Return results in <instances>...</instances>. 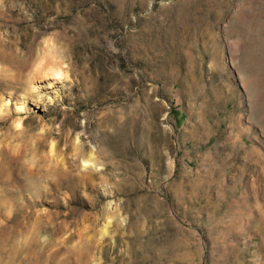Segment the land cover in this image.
<instances>
[{
    "label": "rangeland",
    "instance_id": "obj_1",
    "mask_svg": "<svg viewBox=\"0 0 264 264\" xmlns=\"http://www.w3.org/2000/svg\"><path fill=\"white\" fill-rule=\"evenodd\" d=\"M4 48L0 264H264V0H0Z\"/></svg>",
    "mask_w": 264,
    "mask_h": 264
},
{
    "label": "bare ground",
    "instance_id": "obj_2",
    "mask_svg": "<svg viewBox=\"0 0 264 264\" xmlns=\"http://www.w3.org/2000/svg\"><path fill=\"white\" fill-rule=\"evenodd\" d=\"M6 49L4 48V50L0 51V60L2 62H8L12 65H16L18 67H23L26 66L28 64V60L20 58L18 59L17 57H15V55L13 53H9L5 51ZM59 77V75H58ZM85 164H89L92 161V156H87L85 158Z\"/></svg>",
    "mask_w": 264,
    "mask_h": 264
}]
</instances>
